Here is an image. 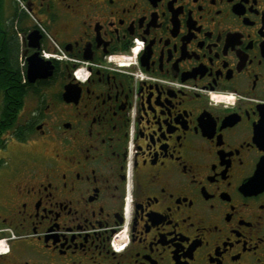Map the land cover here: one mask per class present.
<instances>
[{"label": "flooded vegetation", "instance_id": "obj_1", "mask_svg": "<svg viewBox=\"0 0 264 264\" xmlns=\"http://www.w3.org/2000/svg\"><path fill=\"white\" fill-rule=\"evenodd\" d=\"M10 78L0 264H264V0H0Z\"/></svg>", "mask_w": 264, "mask_h": 264}, {"label": "trees", "instance_id": "obj_2", "mask_svg": "<svg viewBox=\"0 0 264 264\" xmlns=\"http://www.w3.org/2000/svg\"><path fill=\"white\" fill-rule=\"evenodd\" d=\"M10 82L12 83V84H17V82H19L18 81V79L16 80L15 78H10L9 80H8V82L7 81H1L0 82V85L4 88L5 86H7L8 84H10ZM17 91L19 92V90L17 89ZM16 91V89L13 91L14 92V94L16 93L17 94V97H21V94L20 93H18ZM6 94H5V98H7V103H12V106H14V105H17V101H12V102H9V98H10V95H9V93H7V92H5ZM16 95H14V97H15ZM16 103V104H15ZM11 106V107H12ZM11 109V108H10ZM12 111H10V110H8L7 108L6 109H3L1 112H0V114H1V118L3 117H5V120L3 121L2 119H0V147H3L4 145H5V141H6V139L2 136V130L4 129H9V128H13L14 127V124H15V121H16V117H15V114H13V112L11 113Z\"/></svg>", "mask_w": 264, "mask_h": 264}, {"label": "built area", "instance_id": "obj_3", "mask_svg": "<svg viewBox=\"0 0 264 264\" xmlns=\"http://www.w3.org/2000/svg\"><path fill=\"white\" fill-rule=\"evenodd\" d=\"M120 63H125V62H120Z\"/></svg>", "mask_w": 264, "mask_h": 264}]
</instances>
